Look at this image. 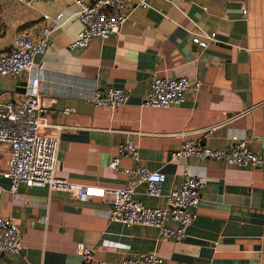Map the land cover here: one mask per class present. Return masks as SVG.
I'll return each mask as SVG.
<instances>
[{
	"label": "crops",
	"instance_id": "0c3cea01",
	"mask_svg": "<svg viewBox=\"0 0 264 264\" xmlns=\"http://www.w3.org/2000/svg\"><path fill=\"white\" fill-rule=\"evenodd\" d=\"M146 1L151 8L137 7L120 33L70 50L81 29L76 0H0V52L18 36L37 38L49 24L45 15H62L47 53L35 59L43 65L48 122L65 126L57 175L107 189L103 199L88 202L46 187L22 186L15 197L4 176L11 148L0 144V185L5 189L0 217L18 223L24 244L19 255H1L0 264H84L75 250L79 242L109 264L151 253L165 264H264V166L173 158L189 137L213 149H228L238 137L264 158V0ZM139 2L131 0L134 6ZM196 36L209 44L207 49L192 43ZM153 75L198 79L202 89L186 94L182 105L147 107ZM32 77L29 70L0 76V101H22ZM111 87L129 94L123 108L111 112L89 102L95 90L104 93ZM127 138L140 159L122 157L123 167L138 165L167 176L160 198L148 196L146 186L138 187L136 199L145 206L164 207L166 195L183 183L187 172L206 181L198 218L182 242L160 239L155 228H126L108 220L116 189L127 183L109 163Z\"/></svg>",
	"mask_w": 264,
	"mask_h": 264
},
{
	"label": "built area",
	"instance_id": "2783aa9c",
	"mask_svg": "<svg viewBox=\"0 0 264 264\" xmlns=\"http://www.w3.org/2000/svg\"><path fill=\"white\" fill-rule=\"evenodd\" d=\"M19 3H31L35 0H8ZM170 3H182L188 0H166ZM77 13L81 29L76 39L69 45L70 50H83L96 40H108L120 33L130 21L131 14L137 7L150 9L146 0H140L135 6L131 0H76ZM206 11L207 8H204ZM48 15L44 19L49 24L44 27L37 38L18 36L6 52H0V76H14L26 70L33 72L31 82L27 85L24 99L0 101V144L11 148L7 171L4 176L10 181L9 192L20 197V188H48L50 192H65L70 198L79 202L103 199L107 189L98 185H84L59 177L57 170L60 137L65 126L52 125L48 122L50 111L42 102L41 73L43 65H36L35 59L45 55L51 43L52 33L57 28V20ZM215 35L212 34L210 39ZM192 43L202 51L208 43L200 37H194ZM202 82L188 77L164 78L153 75L144 105L155 109H169L182 105L190 91L200 92ZM129 94L122 88L111 87L102 93L95 90L89 102L96 108L111 112L123 108ZM233 145L228 149H213L204 145L197 137L187 138L180 149L173 154L176 160L198 159L213 161L236 168L259 169L264 166V158L253 152L246 141L233 137ZM128 157L138 162L139 150L131 139L120 144L118 155L114 157L109 168L122 173L127 183L115 191V200L108 211L110 222L121 223L126 228L146 226L157 229L162 240L182 242L187 237L190 225L198 218V211L203 201L202 189L206 185L203 178L190 173L184 174L183 183L166 195V204L161 208L145 206L136 199L139 186H146L147 195L152 198L163 196V187L167 176L162 171H150L136 165L125 168L120 159ZM5 189L0 185V197ZM26 203V200H24ZM171 221L177 228L169 226ZM24 250L23 233L18 223L12 218L0 217V256L3 254L19 255ZM76 253L84 264H109L98 259L92 247L79 242ZM118 264H165L164 259L156 254H140L125 259Z\"/></svg>",
	"mask_w": 264,
	"mask_h": 264
}]
</instances>
